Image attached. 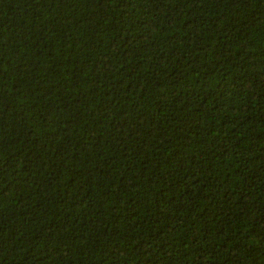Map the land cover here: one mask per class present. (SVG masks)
I'll use <instances>...</instances> for the list:
<instances>
[{
    "label": "trees",
    "instance_id": "16d2710c",
    "mask_svg": "<svg viewBox=\"0 0 264 264\" xmlns=\"http://www.w3.org/2000/svg\"><path fill=\"white\" fill-rule=\"evenodd\" d=\"M0 264H264V0H0Z\"/></svg>",
    "mask_w": 264,
    "mask_h": 264
}]
</instances>
